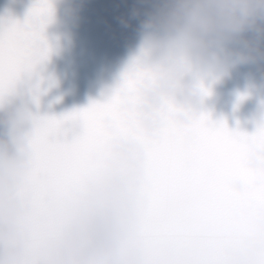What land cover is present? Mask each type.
Listing matches in <instances>:
<instances>
[{"label": "clouds", "instance_id": "1", "mask_svg": "<svg viewBox=\"0 0 264 264\" xmlns=\"http://www.w3.org/2000/svg\"><path fill=\"white\" fill-rule=\"evenodd\" d=\"M139 65L146 72L121 106L134 132L105 121L109 138L102 167L72 185L42 224L43 241L32 249L27 217L35 80L21 84L0 105V264H264V234L232 232L214 249L200 237L155 245L144 237L150 206L149 151L170 123L183 127L202 113L206 85L238 65L264 62V0H136ZM258 166V165H257ZM243 193L246 185L233 183Z\"/></svg>", "mask_w": 264, "mask_h": 264}, {"label": "snow or ice", "instance_id": "2", "mask_svg": "<svg viewBox=\"0 0 264 264\" xmlns=\"http://www.w3.org/2000/svg\"><path fill=\"white\" fill-rule=\"evenodd\" d=\"M50 15L51 4L41 0L24 22L8 20L0 27V104L23 74L49 58L51 48L43 29ZM146 75L137 60L107 103L60 118L35 119V158L28 188L34 209L27 217L34 227V252L43 241L42 224L52 206L72 185L102 167L109 138L105 121L114 120L123 133L135 131L121 106L134 96ZM70 124L82 128L73 139L68 138ZM257 141H264V122L249 135L215 123L204 113L189 128L169 124L158 139L146 141L151 183L145 239L152 243L170 235H200L215 241L246 227V209L252 203L264 202V188L240 197L229 189L226 176L236 158ZM26 264H33V260L29 258Z\"/></svg>", "mask_w": 264, "mask_h": 264}, {"label": "water", "instance_id": "3", "mask_svg": "<svg viewBox=\"0 0 264 264\" xmlns=\"http://www.w3.org/2000/svg\"><path fill=\"white\" fill-rule=\"evenodd\" d=\"M21 2H27L32 8L41 0H0V27L11 20L14 10L25 8V5H20ZM43 2L51 4L50 16L64 14L72 33L76 32L75 35H54L56 31L53 30L56 29L50 27L48 30L46 26L43 36L47 44L51 49L52 46H63L66 52L75 49L73 57L68 63L62 58L63 52L59 57H55L58 53L51 52L44 63L38 64L33 71L19 78L5 99L14 95L21 84L35 80L39 94L35 100H28V107L35 118H60L88 109L93 104L107 103L120 87L129 67L140 56L137 22L131 21L130 26L128 23L136 0ZM65 54L68 55V52ZM205 87L202 113L208 115L213 122L226 124L232 131L249 135L254 134L257 126L264 122V62L238 65L229 74ZM198 116L183 127L170 124L178 128H189ZM68 128L69 139L82 131L79 125L70 124ZM226 180L229 189L240 197H247L257 187L264 188V141L252 143L236 158ZM235 181L243 182L246 191H235ZM246 215V227L234 229L215 241H209L200 235H170L152 243L160 246L176 238L200 237L217 249L220 242L226 240L234 231L264 234V202L250 204ZM208 264L223 262L210 260Z\"/></svg>", "mask_w": 264, "mask_h": 264}, {"label": "flooded vegetation", "instance_id": "4", "mask_svg": "<svg viewBox=\"0 0 264 264\" xmlns=\"http://www.w3.org/2000/svg\"><path fill=\"white\" fill-rule=\"evenodd\" d=\"M15 2H18V0H15ZM20 5H25V8L24 9L18 8L19 13L17 10H14L13 14L11 13V15H12L11 20L24 22L25 19L27 18L28 13H29L31 8L28 6L27 2H24V3L21 2ZM21 9H23V10L21 11ZM63 17H64V19H63ZM46 26L49 28L48 30H50V27L56 29V30H53V31H56V34H54V35L66 36L69 34H71V35L76 34V32L72 33L73 31L70 29L69 21L66 20L64 14L50 16L48 18V22H47ZM52 47H53V49H51V52L54 51V53H58V55H56L55 57H59V55H61V52H63L64 53L62 56L63 60L65 62H68V63L71 62V57H73V51H75V49L67 51L68 55H66L65 53H67V52L65 50H63V46H52Z\"/></svg>", "mask_w": 264, "mask_h": 264}]
</instances>
